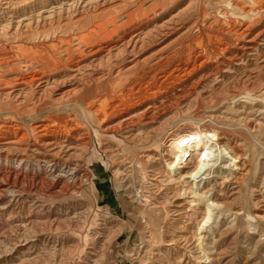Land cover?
Returning a JSON list of instances; mask_svg holds the SVG:
<instances>
[{
    "label": "rangeland",
    "instance_id": "374dc122",
    "mask_svg": "<svg viewBox=\"0 0 264 264\" xmlns=\"http://www.w3.org/2000/svg\"><path fill=\"white\" fill-rule=\"evenodd\" d=\"M152 1L49 0V7L42 12L44 15L70 3L74 7L72 14L66 18L65 11V19L62 16L61 21L54 20L52 27V24L40 26L38 33L24 34L19 40L4 42L0 39L4 42L0 44V54L9 50L11 56L24 57V61L37 56L35 52L46 54L58 67L52 69L54 72L44 71L51 76V85L57 80V88L51 91L47 101L36 106V114H30L28 107L24 116L6 112L0 113V118L15 116L25 124L49 118L55 124L68 120L72 127L77 125L71 132L63 131L58 141L68 136L70 141L63 146L70 154H75L71 162L81 164L75 176L82 177L86 173L77 185L68 180L53 182L41 174L33 180L37 186H31L32 180L17 181L15 192L8 191L1 197L0 264H264V9L252 0H175L164 7L165 10H148ZM236 3H241L243 8L235 9ZM218 9L225 16L220 15ZM179 11L181 14L174 16ZM35 12L37 14V11L32 12L33 15L27 13L26 18L36 15ZM218 17L225 24H232L233 31L236 29L231 37L237 41L233 42L230 54L237 51L238 55L224 72L216 70L215 59L206 62L188 79L183 101L178 105L175 101L169 103L154 122L135 121L129 130L125 125L116 124L125 116L124 119L131 117L125 110L105 117L111 104V84H115L116 71L134 57L131 54L117 56L124 40H129L136 32L144 34L149 28L159 29L171 18L177 19L172 29H168L169 34L155 37L149 47L135 55L141 58L151 55V62L144 71L151 64V75H160L174 66L183 69L191 65L201 53L199 58L205 59L203 44L215 42L217 32L212 24ZM126 21H130L129 26L118 28ZM249 23H253L251 28L244 37H239L237 29L240 31ZM114 27L117 32L111 42L105 41L104 35ZM239 45L247 48L239 49ZM208 47L210 54L212 46ZM109 50L113 52L112 59L106 61L104 56L107 57ZM166 53L174 55L171 61L153 66L157 57ZM3 56L6 57L2 54L0 59ZM5 72L0 69V75L9 77ZM102 73V81L94 82ZM198 79L199 85L193 84ZM169 80L153 84L151 92L170 91L173 79ZM76 82H85L88 93L61 97L75 87ZM177 88L180 86L175 84L173 90ZM230 93L236 96L231 97ZM147 105L145 101L140 110ZM140 110L135 113L140 114ZM104 117L106 121L100 123ZM190 122L209 127L212 133L201 140L193 159L180 160L178 171L169 178L165 174L169 162L165 148L170 134L175 129L188 128ZM22 132H17L16 139ZM72 133L80 135L82 140L76 141ZM217 141L236 157L237 174L221 172L225 159L214 161L218 158L214 155L210 160L215 165L209 166L195 184L194 164L204 156L210 144ZM2 162L1 172L5 169ZM60 171L56 170L55 174ZM242 173L245 175L241 178V193H238L235 177ZM62 183H66L63 189ZM208 198L220 205L213 211L211 220L197 229Z\"/></svg>",
    "mask_w": 264,
    "mask_h": 264
},
{
    "label": "bare ground",
    "instance_id": "6f19581e",
    "mask_svg": "<svg viewBox=\"0 0 264 264\" xmlns=\"http://www.w3.org/2000/svg\"><path fill=\"white\" fill-rule=\"evenodd\" d=\"M173 1H175V0H153L152 4L149 3L150 5H149L148 10H154V9L165 10L164 7L166 8L168 5L172 4ZM252 2H253V4L264 9V0H252ZM71 3H72V1H71ZM71 3L67 7H62V5H61L60 9H57V7H55L56 9H53L51 7L53 10H51L49 14L44 15V13H42V12L49 7V5H50L49 0H0V39H2L1 41L8 42V41L17 40V39L19 40L22 38V35H24V34L30 35V33L31 34L38 33L37 30L40 26L45 27V24L51 25L54 22V20L59 21L62 16H63L62 18H64V16L67 15L66 18H68V16L70 14H72L71 12L74 8V7H72L73 5ZM136 4H138V3H136ZM233 6L235 9H242L243 8V7H241V3H236ZM186 7H188V5ZM187 10H185V11H187ZM218 10H219V14L222 15L223 11H221L220 9H218ZM34 11H37V14L35 12L36 15L30 16V18H28L29 17L28 16L26 18L27 13H31V15H33L32 12H34ZM47 11H49V10H47ZM249 11L250 10H247V12H249ZM63 12H65L66 14L63 15L64 14ZM123 13H122V15H123ZM180 14H181V11L174 14V16L178 17ZM70 18H71V16H70ZM114 19H115V17H114ZM115 20H118V19H115ZM176 20H174V18H171V21L169 22V23H171L170 25L167 22L168 24H164L161 27L157 26L159 29H156L154 27L155 29L149 30L150 29L149 28L148 31H146L144 34H142V33L140 34L141 31L139 33L136 32L137 34H135V33H134V35L132 34L130 39L127 41L124 40L123 45L120 48H118L119 52L116 53V54H118L117 56H121L123 54H131L132 56L134 55V57L132 60H130L128 65L126 64L122 67L118 66L119 70L116 71L115 76L113 75L115 78V81H114L115 84H111V87H112V91L110 93L111 94V96H110L111 97V104H109V106H108L109 107L108 114H106L105 117H108V115H110V116L114 115L115 113L120 112L122 110H125L129 114V116H131V117H128L127 119H124V118H126V116H125L118 123L115 122L117 125L119 124V125H125L126 127H129V126H132L135 121H140V120L142 121V119L146 123L147 122L148 123L154 122L160 116V113H162L161 110L163 111L164 108L168 107L169 103H171L172 101H175L174 103L176 104V102H177L176 105H178L183 101L184 96L186 95V92L188 89V87H187L188 79L191 77V75L198 73L202 69V67L204 66V64L206 62H208L212 59H215V62L217 64L216 70L217 71L220 70V71L224 72L225 71L224 68L227 66V64L230 63V61H233L236 58V56L238 55L237 51H235V54L234 53L230 54V51L232 50V47H233L232 46L233 42L237 41V39H234L231 37L232 33L236 29L233 31L234 28L232 29V27H231L232 24H230V23L225 24L218 17L214 21V23L212 24V26L215 27V31L217 32V37L215 39V42L213 44H203V50H204L203 53H204L205 59L201 60L199 58L202 56V53H201L200 54L201 56H199V57L196 56L193 59V61H192L193 63L191 65L187 64L183 67V69L180 68V66H174L169 71H165L163 69L165 72H161L160 75H158L157 73H153L151 75V64H149L150 66H149L148 70L144 71L147 64L149 62H151V55L141 58L139 56L135 57L136 53L142 52V50L148 44L150 45L151 41L153 42V39L155 37H158L159 35L162 36L161 34H163V36L169 34L168 29H172L171 25L174 24V22ZM129 23H130V21H126L122 25H120L118 28L125 29L127 26H129ZM236 24H238V23H236ZM252 25H253V23H249L248 26H245L243 29L241 28L242 30L239 31V29H237V32H239V37L240 36L244 37L245 32L247 30H249ZM52 26H53V24L51 25V27ZM13 28H15L14 32L12 33V35H9V32ZM85 29H87V28H85ZM154 30L156 33H153ZM116 32H117V28L114 27L113 31H108L104 35V40L105 41L108 40L111 42L113 35ZM121 34H122V32H121ZM95 39H97V38H95ZM252 39H254V38H252ZM252 39H250V40H252ZM44 40L46 41V39H44ZM49 40H50V38H49ZM238 40H239V38H238ZM1 41H0V44L4 43ZM20 41H22V40H20ZM41 42H43V39ZM34 43H36V42L34 41ZM41 44H45V43H41ZM208 46H212V51L210 54L208 53V49H209ZM2 47H4V46H2ZM6 47L7 46H5V48ZM30 47H33V46H30ZM34 47L37 48L36 46H34ZM41 47H43V46H41ZM147 47H149V46H147ZM164 48H162V50H165ZM245 48H247L246 45H242V46L239 45V49H245ZM19 49H20L19 51H21L22 48L19 47ZM28 49H30V48H28ZM26 50H27V48H26ZM159 50L161 51V49H159ZM159 50H158V52H160ZM1 52L2 51H0V53ZM11 53H12V51H9V50L5 51L2 54L3 55L5 54L6 57L3 56L0 59V69H3L4 71H6L5 72L6 74H9V77L6 75H3V76L0 75V113L9 112V113H13L14 115L24 116V114L27 112L26 109L28 107H30L29 108L30 114H32L33 112H35L37 110L36 106H38L39 104H43V102H45L47 97H49V95L51 94V91L57 86L56 85L57 80H54V81L51 80V81H53V84L51 85V82H49V80L51 79V76L49 74L46 75L44 73V71H46V70L48 71V69H50V70L56 69L58 67L54 66L55 65L54 60H51L50 57H48V55H46V54H41V53L35 52V54H37V56H33V57H31V59H28V57H29V54H28V57H27L28 60L24 61L22 59L24 57H22V58L19 57V58H17L19 60L15 62V60H17V59L15 57L11 56ZM33 53H34V51H33ZM2 54H0V56ZM25 55H27V54H25ZM112 55H113L112 50L111 51L109 50L107 57L104 56L106 58L105 60L106 61L110 60ZM173 57H174V55H171L169 53H166L165 55H159L157 57V59L154 61V63H152V64H153V66H158L159 64L167 63V61H169V60L171 61V59ZM125 58H126V55H125ZM199 59L201 60L200 62H198ZM115 60H116V58H115ZM117 64H118V62H117ZM63 68H65V67H63ZM223 69H224V71H223ZM52 72H54V71L52 70ZM113 72H114V70H113ZM88 73H90V72H88ZM216 73L217 72H215V74ZM102 75H103V73L100 74V76L98 75L96 78H94V82L99 84V82H101L103 79ZM104 75H106V74L104 73ZM107 76H109V75L107 74ZM93 77H95V76H93ZM202 77H201V79H202ZM205 77H206V75H205ZM45 78H47V80ZM169 79H173V81L171 83L173 86L175 84H178L180 86L179 89L177 88L178 89L177 91H174L173 86H172V89L170 90V91H172L170 96H169L170 91L166 92V91L161 90V92H159V91L154 90L151 92V86L153 84H156V83L157 84H164ZM60 80L62 81V79H60ZM63 82H64V80H63ZM111 82H113V81H111ZM198 83H200L199 79L197 81H195V83H193V84L197 85ZM105 84H106V82H105ZM248 84H247V86H248ZM74 85H75V87L68 89L67 91H65L66 93L65 92L62 93L61 97L66 96V98H68V96L76 95L78 93H84L86 91L88 93V86L85 82L84 83L83 82L82 83L76 82V84H74ZM249 85H251V84H249ZM252 85H253V82H252ZM89 86H90V84H89ZM234 88L235 87H233V89ZM225 91H223V92H225ZM233 93H234V91H233ZM229 95L231 97L236 96V95L231 94V93ZM151 97L153 99H151ZM226 97H227V95H226ZM60 99H62V98H60ZM158 99H160V102H157ZM145 101H146V103H148L147 107L140 110L141 109L140 107H142L144 105ZM68 110H69V108H68ZM81 110H82V108H81ZM139 110L141 111L140 114H138V113L136 114L135 112H137ZM133 113H135V114H133ZM35 114H36V112H35ZM94 114H95V112L93 113V115ZM94 116H96V115H94ZM70 117H71V115H70ZM105 117L103 119H101L100 123H104L106 121ZM64 118H66V117H64ZM72 118L74 119L73 116H72ZM84 118H85V116H84ZM45 119H47V120H45ZM45 119L42 118V119H39V121H36L34 123L32 122L30 124H25L24 122L19 121L15 116H8L6 118H0V162L3 161L2 164L5 168L4 171L2 170L3 172L0 171V199L8 191L9 192L10 191L15 192L14 188H16L15 184L17 181H20V182L21 181H27V180L33 181L34 178H39L38 176H40L41 174H45L47 176V178L51 179L53 182H58V183L62 182L63 180H68V182H70L74 185L80 184L82 182L83 176H85L86 173L85 174L83 173L82 177L81 176L80 177L75 176L78 169L81 168V164L79 165L78 162L72 163L71 162L72 160L70 158L72 156L74 157L75 154H73V155L70 154L69 152H71V151H69L67 148H66L67 149L66 150L64 147L65 145L63 146V144L70 141L68 136L65 137L63 140L58 141L60 136L62 135L63 131L68 130L71 132L72 130L75 129V127L77 125L72 127V125H69L68 120H63L61 124H59V122L55 124L54 123L55 121L52 122V121L48 120L49 118H45ZM145 122H144V125L146 124ZM190 123L191 124L188 128L179 129V130L175 129L170 134L171 138L169 140V144L165 148L166 149L165 157H167L168 158L167 160L169 161L167 163L165 174L167 176H169V178L171 177L172 173H176L178 171L177 165L180 163V160L182 158L185 160L193 159L192 156H193V154H195V151L197 150V146L200 145L201 140L203 138H205L207 136V134L212 133V130L209 127H203L199 123H196V122H190ZM250 126H251V124H250ZM109 127H111V126H109ZM130 128L131 127H129V130H130ZM132 129H133V127H132ZM19 130H23V132L20 136H18L19 138L16 139L17 138L16 134ZM71 136L74 137V139H76V141L82 140L80 135L76 136V134L72 133ZM129 136H131V135H129ZM251 137L255 140V138H254V136H252V134H251ZM131 139H133V138L131 137ZM83 141H84V139H83ZM214 142H215V140H214ZM87 143H84V146H86ZM216 146H218V147H216ZM79 147H80V149L84 148V147H82V145ZM74 151H76V150H74ZM32 152H34L33 153V154H35L34 156H32ZM80 152H82V151H80ZM215 153H217V154H215ZM77 154H79V152ZM214 155H218V158L214 159V161L217 160V162H218L222 158L225 159V162L222 164L221 169H220L221 172H224L226 170L232 174L239 169V165H238L236 157L229 154V152L227 151V147L223 146L221 143H218V141H217V143H215L214 145L210 144V146H209L208 150L206 151V153L204 154V156L202 158H200L199 161L194 164V166H193V171H194L193 178L196 180L195 184L198 183L197 178L200 175H203L205 172L208 171L209 166L215 165L214 161L210 160V158L213 157ZM77 159H78V155H77ZM75 160H76V158H75ZM210 161H213L214 164L213 163L210 164ZM13 162H17L16 165H13ZM56 170L57 171L61 170V171H60V173L55 174ZM235 174H237V173L235 172ZM245 174H248V173L246 172ZM245 174L242 173V175L239 174V175H236V177L234 176L236 178V182H235L236 186L235 187L238 189V191H237L238 193H241V189H242L241 188V185H242L241 178L244 177ZM64 176L66 178H63ZM74 176L76 178H74ZM43 177H45V176H43ZM40 179H43V178L41 177ZM45 179H46V177L44 178V180ZM39 181H41V180H39ZM68 182H66V183H68ZM63 183H64V181H63ZM63 183L61 185L62 189L66 186V183L64 185H63ZM32 185H36V184H34V181L31 182V186ZM32 188H34V187H32ZM77 188H79V187H77ZM34 189H36V187ZM219 205H220V203H218V202H216L210 198L207 199V202L205 204L206 211L202 215V219L199 222L201 224V226L198 227L197 229H202V227L207 222H209V220H211L212 215H213V211L215 210V208H218ZM193 221H195V218H193Z\"/></svg>",
    "mask_w": 264,
    "mask_h": 264
}]
</instances>
